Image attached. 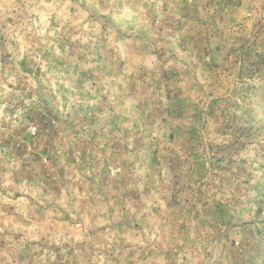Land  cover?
<instances>
[{"label":"rangeland","instance_id":"rangeland-1","mask_svg":"<svg viewBox=\"0 0 264 264\" xmlns=\"http://www.w3.org/2000/svg\"><path fill=\"white\" fill-rule=\"evenodd\" d=\"M0 264H264V0H0Z\"/></svg>","mask_w":264,"mask_h":264},{"label":"trees","instance_id":"trees-1","mask_svg":"<svg viewBox=\"0 0 264 264\" xmlns=\"http://www.w3.org/2000/svg\"><path fill=\"white\" fill-rule=\"evenodd\" d=\"M42 127H45L47 125V122L46 121H43V120H39L38 122Z\"/></svg>","mask_w":264,"mask_h":264}]
</instances>
